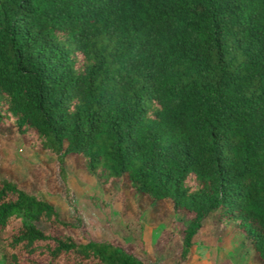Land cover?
<instances>
[{
    "label": "trees",
    "instance_id": "1",
    "mask_svg": "<svg viewBox=\"0 0 264 264\" xmlns=\"http://www.w3.org/2000/svg\"><path fill=\"white\" fill-rule=\"evenodd\" d=\"M7 118L102 182L167 200L182 215L169 264L192 259L212 213L241 237L235 263L264 264V0H0ZM76 226L0 175V264H151Z\"/></svg>",
    "mask_w": 264,
    "mask_h": 264
},
{
    "label": "rangeland",
    "instance_id": "2",
    "mask_svg": "<svg viewBox=\"0 0 264 264\" xmlns=\"http://www.w3.org/2000/svg\"><path fill=\"white\" fill-rule=\"evenodd\" d=\"M0 175L25 192L48 199L59 219L77 223L78 238L110 240L135 249L151 264L174 262L173 251L181 245L182 215L172 211L167 200L152 202L132 192L124 178L102 182L96 172L85 169L79 154L59 156L40 150L33 132L18 135L9 118L0 123ZM36 224L51 227L43 221ZM233 227V222H217L210 214L194 236V252L187 264H214L222 258L238 264L241 237ZM243 255L240 264H258L246 251Z\"/></svg>",
    "mask_w": 264,
    "mask_h": 264
}]
</instances>
